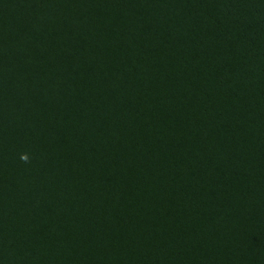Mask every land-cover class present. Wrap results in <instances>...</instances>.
<instances>
[{"label": "trees", "instance_id": "1", "mask_svg": "<svg viewBox=\"0 0 264 264\" xmlns=\"http://www.w3.org/2000/svg\"><path fill=\"white\" fill-rule=\"evenodd\" d=\"M0 264H264V0H0Z\"/></svg>", "mask_w": 264, "mask_h": 264}, {"label": "clouds", "instance_id": "2", "mask_svg": "<svg viewBox=\"0 0 264 264\" xmlns=\"http://www.w3.org/2000/svg\"><path fill=\"white\" fill-rule=\"evenodd\" d=\"M22 159H25L26 160V157H22Z\"/></svg>", "mask_w": 264, "mask_h": 264}]
</instances>
